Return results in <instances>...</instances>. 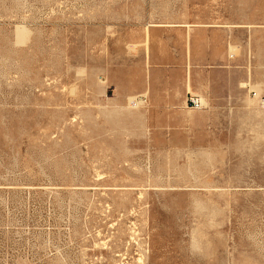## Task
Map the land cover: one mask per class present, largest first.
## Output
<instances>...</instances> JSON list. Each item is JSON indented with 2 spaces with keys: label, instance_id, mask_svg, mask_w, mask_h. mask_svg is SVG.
Wrapping results in <instances>:
<instances>
[{
  "label": "rangeland",
  "instance_id": "obj_1",
  "mask_svg": "<svg viewBox=\"0 0 264 264\" xmlns=\"http://www.w3.org/2000/svg\"><path fill=\"white\" fill-rule=\"evenodd\" d=\"M153 25L236 41L235 112L116 102ZM0 264H264V0H0Z\"/></svg>",
  "mask_w": 264,
  "mask_h": 264
},
{
  "label": "crops",
  "instance_id": "obj_2",
  "mask_svg": "<svg viewBox=\"0 0 264 264\" xmlns=\"http://www.w3.org/2000/svg\"><path fill=\"white\" fill-rule=\"evenodd\" d=\"M222 32L210 26L177 25H153L149 30L137 31L132 38L136 49L121 51L113 75H109L108 67L105 70L106 79L110 78V85L116 89L115 97L121 99L116 102H129L130 97L144 94L150 106L155 107L151 113L179 114L194 111L188 105V96L197 94L206 103L200 111L195 110L202 115L215 108L235 112L236 105L228 107L226 103L235 100L232 93L236 90V61L229 60V47L236 41ZM231 58L235 60L236 54ZM240 68L243 73L249 71L246 65Z\"/></svg>",
  "mask_w": 264,
  "mask_h": 264
},
{
  "label": "built area",
  "instance_id": "obj_3",
  "mask_svg": "<svg viewBox=\"0 0 264 264\" xmlns=\"http://www.w3.org/2000/svg\"><path fill=\"white\" fill-rule=\"evenodd\" d=\"M188 105L192 109H202L206 106V103L204 102V99L198 95H190L188 97Z\"/></svg>",
  "mask_w": 264,
  "mask_h": 264
},
{
  "label": "bare ground",
  "instance_id": "obj_4",
  "mask_svg": "<svg viewBox=\"0 0 264 264\" xmlns=\"http://www.w3.org/2000/svg\"><path fill=\"white\" fill-rule=\"evenodd\" d=\"M136 102V101H135ZM205 102V101H204ZM135 105H137V103H135Z\"/></svg>",
  "mask_w": 264,
  "mask_h": 264
}]
</instances>
